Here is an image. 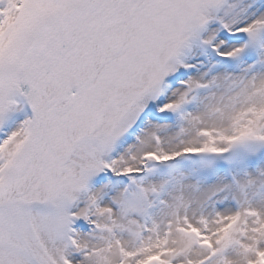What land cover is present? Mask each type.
<instances>
[{"label":"snow or ice","instance_id":"6c2138e0","mask_svg":"<svg viewBox=\"0 0 264 264\" xmlns=\"http://www.w3.org/2000/svg\"><path fill=\"white\" fill-rule=\"evenodd\" d=\"M0 264H264V0H0Z\"/></svg>","mask_w":264,"mask_h":264}]
</instances>
